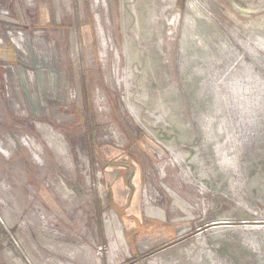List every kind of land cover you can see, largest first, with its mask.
I'll return each instance as SVG.
<instances>
[{
  "label": "rangeland",
  "instance_id": "1",
  "mask_svg": "<svg viewBox=\"0 0 264 264\" xmlns=\"http://www.w3.org/2000/svg\"><path fill=\"white\" fill-rule=\"evenodd\" d=\"M264 264V0H0V264Z\"/></svg>",
  "mask_w": 264,
  "mask_h": 264
},
{
  "label": "crops",
  "instance_id": "2",
  "mask_svg": "<svg viewBox=\"0 0 264 264\" xmlns=\"http://www.w3.org/2000/svg\"><path fill=\"white\" fill-rule=\"evenodd\" d=\"M79 264H81V262H80ZM87 264H91V262H89V263L87 262ZM92 264H95V263H94V262H92Z\"/></svg>",
  "mask_w": 264,
  "mask_h": 264
}]
</instances>
